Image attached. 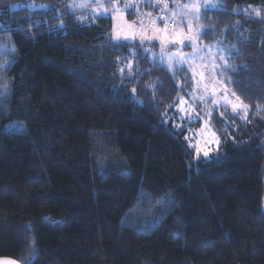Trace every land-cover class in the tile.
I'll list each match as a JSON object with an SVG mask.
<instances>
[{"label": "trees", "instance_id": "16d2710c", "mask_svg": "<svg viewBox=\"0 0 264 264\" xmlns=\"http://www.w3.org/2000/svg\"><path fill=\"white\" fill-rule=\"evenodd\" d=\"M67 1L0 0V81L11 82L0 109V257L264 264V0L202 12L200 43L224 48L226 85L247 108L227 125L213 116L221 147L208 160L165 122L182 95L168 68L111 42V17H60ZM32 2L46 8L10 9ZM132 51L131 78L119 67Z\"/></svg>", "mask_w": 264, "mask_h": 264}, {"label": "rangeland", "instance_id": "374dc122", "mask_svg": "<svg viewBox=\"0 0 264 264\" xmlns=\"http://www.w3.org/2000/svg\"><path fill=\"white\" fill-rule=\"evenodd\" d=\"M165 3L168 5L166 9ZM219 3V0H68L65 5L58 6V14L61 17L66 12L79 13V19L88 23L98 17H111V42L137 44L151 60L165 65L182 91L172 111L164 115L165 122H171L176 130L185 129L186 141L194 158L208 160L216 156L221 147L211 126L213 116L218 114L227 125L230 123L228 112L242 117L247 115L243 104L226 85L228 77L225 70L229 67V56L224 48L220 45L207 47L200 43L202 12L218 8ZM81 4L87 6L80 7ZM190 4H196L198 8L184 7ZM24 8L32 12L46 7L33 2L10 7L11 10ZM162 9L164 20L169 21L168 34L171 39L166 38L168 34L162 31L164 20L159 19ZM173 12L176 13L174 23L171 17ZM169 56L173 57L171 61ZM135 60V51L131 56L122 58L120 73L134 77ZM10 88V81H0V109L9 99ZM226 98L238 105L236 112ZM11 129L21 132L23 126L11 124ZM204 152L208 153L207 158Z\"/></svg>", "mask_w": 264, "mask_h": 264}, {"label": "snow or ice", "instance_id": "6c2138e0", "mask_svg": "<svg viewBox=\"0 0 264 264\" xmlns=\"http://www.w3.org/2000/svg\"><path fill=\"white\" fill-rule=\"evenodd\" d=\"M79 6H80V7H86L87 5H85V4H81V5H79ZM101 7H102V5H101ZM167 7H168V5H167V3H165L164 8L166 9ZM184 7H186V8H198V5H196V4H190V5H185ZM257 14H259V13H257ZM171 17L173 18V23H174V19H175V17H176V13H175V12L171 13ZM159 19L164 20L163 9H162V15L160 16ZM152 23L155 24L156 21L153 20ZM168 27H169V21L164 20V29H163L162 31H163L164 33H166V34H168ZM189 30H190V29H189ZM166 38L171 39L170 34L166 35ZM162 58H163V57H162ZM172 58H173V57L169 56V57H168L169 61H171ZM121 71H123V69H121ZM237 99H238V98H237ZM226 100H227V103H229V104L232 105V109H233V111L236 112L237 109H238V105H236V104H232V101H231L230 99H227V98H226ZM241 103H242V102H241ZM243 110H244L245 112L247 111L246 106H243ZM204 156L207 158L208 153H207V152H204Z\"/></svg>", "mask_w": 264, "mask_h": 264}, {"label": "water", "instance_id": "95a60500", "mask_svg": "<svg viewBox=\"0 0 264 264\" xmlns=\"http://www.w3.org/2000/svg\"><path fill=\"white\" fill-rule=\"evenodd\" d=\"M264 156V154H263ZM0 264H21L19 261L8 258V257H0Z\"/></svg>", "mask_w": 264, "mask_h": 264}]
</instances>
